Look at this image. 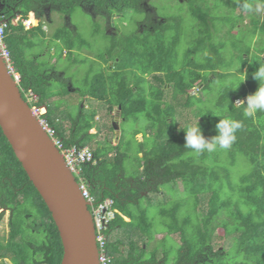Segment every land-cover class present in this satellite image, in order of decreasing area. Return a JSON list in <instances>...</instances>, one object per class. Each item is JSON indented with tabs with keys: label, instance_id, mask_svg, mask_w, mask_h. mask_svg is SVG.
<instances>
[{
	"label": "trees",
	"instance_id": "1",
	"mask_svg": "<svg viewBox=\"0 0 264 264\" xmlns=\"http://www.w3.org/2000/svg\"><path fill=\"white\" fill-rule=\"evenodd\" d=\"M170 2L176 11L152 0H1V14L9 21L5 41L21 75L20 88L25 97L30 91L38 95L31 106L42 107L65 145L95 146L96 162L85 164L83 175L98 201L110 197L118 209L106 230L111 264H264V113L246 117L243 105L235 107L237 101L246 104L259 87L253 73L264 65V12L259 9L264 0H249L259 9L254 12L244 11L242 0ZM78 7L99 17L89 37L72 22ZM46 12L65 16L54 33L45 28ZM134 14L141 16L135 25L127 24ZM98 40L105 51L93 56ZM45 50L48 59L42 61ZM64 57L94 65L95 57L103 61L98 71L90 67L85 89H77L81 97L108 103L110 112L118 107L125 122L146 114L153 140L139 142L138 175L127 166L132 144L124 129L117 144L103 146L97 141L102 129L87 119L86 107L77 117L55 110L54 99L69 93L67 87L50 89L54 80L70 84L57 71ZM241 77L247 78L239 86ZM179 108L196 109V124L208 138L217 134L221 119L238 120L242 127L230 149L196 155L184 147ZM179 183L183 195L161 206L169 221L158 238L163 244L153 247L157 236L149 207L154 194L167 184L179 191ZM15 205L9 241L0 240V257L9 256L15 264H62L64 246L52 212L0 125V206ZM170 236L180 239L173 263L177 242L169 248Z\"/></svg>",
	"mask_w": 264,
	"mask_h": 264
},
{
	"label": "water",
	"instance_id": "2",
	"mask_svg": "<svg viewBox=\"0 0 264 264\" xmlns=\"http://www.w3.org/2000/svg\"><path fill=\"white\" fill-rule=\"evenodd\" d=\"M0 125L16 156L52 212L62 264H99L89 203L66 161L43 129L0 53ZM118 129L119 125L115 122Z\"/></svg>",
	"mask_w": 264,
	"mask_h": 264
},
{
	"label": "rangeland",
	"instance_id": "3",
	"mask_svg": "<svg viewBox=\"0 0 264 264\" xmlns=\"http://www.w3.org/2000/svg\"><path fill=\"white\" fill-rule=\"evenodd\" d=\"M152 1L160 2L159 8L161 9L165 8L164 10H168V11L169 10L171 11L173 9V6L171 5L172 3L170 2V0H152ZM176 1L179 4H181V6L184 5V3H182L184 0H176ZM259 9L262 10V13L264 12L263 6H259ZM177 11L179 12V10ZM131 13H134V12L131 11ZM140 16L141 14H134L133 18L131 16H128L131 18V20L130 21L126 20V23L130 25H135L134 19L139 18ZM185 17L186 19H188L189 22L191 21V18H189V15L186 14ZM96 19H99V17L94 18L90 14L89 15L85 14L83 13L81 7H78L76 9L74 17L72 18V22L81 24L82 31L86 33L87 37H89V31L92 28L93 24L96 23ZM44 20H46V23H47L45 25V28L49 31V33L51 32L54 33L58 27L63 25L65 16H60L56 12H49V13L46 12L44 16ZM93 45L95 46L94 47L95 51L97 50V52H95L93 56L95 54H98V52L105 51V46L103 44V41L98 40ZM57 50L59 49H57L56 47V51ZM53 52L54 51L52 50V53ZM44 55H48V50H45V54H43L42 57L41 56L39 57L42 61H45L48 59ZM56 55H59V54L57 53ZM82 56H84V53L82 54ZM95 60L97 61L95 62V65L92 64L89 60L84 61V62L75 63V62H71L70 60H68V58H65V57L61 58L59 62H57V65H56L57 71L61 75L63 74L65 78H68L70 80V84L69 85L66 84L64 80H56V81L54 80L52 82V85L50 87L52 91H57L62 88L64 89L65 87H67V89L69 90L68 95H59L54 99V102H53L54 108L60 116L62 115L64 110H67L72 113L73 117H77V113L81 110L82 106L86 107L85 113L87 115V119H89L92 122V124L95 125L97 131L99 130V127H101L102 129V132L97 136V141H100L103 146L110 145L109 144L110 141H113L115 135L117 136L119 128L118 129L116 128L115 126V122H116L119 125L122 132H123V129L125 130V136L127 137L126 140L130 141L132 144L131 159L127 162L128 163L127 166L130 167L129 171H131L133 175L136 176L138 175L139 172L137 170L138 162L135 156L137 155L136 151L140 147L139 142L143 140L144 138L146 142L148 143V145H151L152 140H153L152 138L153 134H150L151 132L147 131L150 125V121L146 117L145 113H140L137 119L130 118L129 120H127V122H125L124 120L122 121L119 115L118 107L115 106L113 108L114 110L110 112L108 108L109 106L108 103L104 101L95 100L89 96L85 98L83 96L81 97L80 91H77V89L78 90H80L81 88L82 90L85 89L84 78L87 72L89 71L90 67L91 68L93 67L94 71H98L101 69V64L103 63V61L99 60L97 57H95ZM51 62L52 63L56 62L55 58H52ZM110 64H113V61H111ZM195 111L196 109L194 108L192 110L179 108V112H178L180 115L179 124L182 126V127H179L180 129L184 127L183 125L187 121H190L195 124L198 122V117L196 116ZM65 124L66 126L70 125L68 121L67 122L65 121ZM136 130L142 132V136H143L142 139H139V137L141 138V136H136V138L134 137V132ZM144 135L146 136V138L144 137ZM88 144H89L88 146L91 149L95 148L92 142H89ZM178 189L179 191L173 190L171 188V184H167L163 186L162 193L154 194V199L152 201L153 204L149 207V217L151 218L153 222L152 232L153 234H156L157 236V238H155L151 242L153 247L160 246L161 245L160 243L163 244V242L159 240L158 238H161L165 234L166 226L164 224V221L166 222L169 221L168 218H164L163 215L161 214V210H160L161 206L163 205L165 207H169L172 204V200L176 199L177 196L181 197L183 195V192L180 191V189H182V183L178 184ZM166 193L167 195L165 196V200H164L163 195H165ZM159 198L161 200L163 198L165 202L157 201ZM144 201L145 200H143L141 203H143ZM1 210L2 209H0V212ZM32 213L34 214L35 211L32 210ZM182 213L183 215H185L187 211L183 210ZM8 216L9 215L6 214L4 216L3 221H1L0 223V231L2 230V233H4V230H6V228H8L7 226ZM172 239H175L176 241H173ZM167 241H168L167 246L169 248H171L172 245H174L177 242L174 246L175 249L171 251V263H173L177 255V248L179 247L180 239H178V236H174V237L170 236L168 237ZM219 244H221V240H218V245ZM162 248L160 249L159 254H158L159 258H162L163 256L164 249L162 250Z\"/></svg>",
	"mask_w": 264,
	"mask_h": 264
},
{
	"label": "built area",
	"instance_id": "4",
	"mask_svg": "<svg viewBox=\"0 0 264 264\" xmlns=\"http://www.w3.org/2000/svg\"><path fill=\"white\" fill-rule=\"evenodd\" d=\"M17 20H14V22ZM27 27L31 26V21H25ZM9 21L1 14V0H0V53L4 58L7 68L13 75L17 84L21 81V75L17 71L11 59L10 50L6 44L5 38ZM20 85V84H19ZM27 101L30 103L38 102V95L30 91L26 96ZM34 114L37 116L39 123L49 135L52 142L62 153L66 164L73 172L79 182L82 195L89 203V207L95 223L96 240L98 244L99 264H111V259L108 255V236L106 230L109 227L110 221L115 217L118 209L114 206L112 198H105L103 201H98L90 192L89 185L83 175V166L87 163L96 162L94 154L89 146L72 145L67 146L64 144L63 138L60 136L59 131L55 128L49 120L43 116V109L40 106H32Z\"/></svg>",
	"mask_w": 264,
	"mask_h": 264
},
{
	"label": "clouds",
	"instance_id": "5",
	"mask_svg": "<svg viewBox=\"0 0 264 264\" xmlns=\"http://www.w3.org/2000/svg\"><path fill=\"white\" fill-rule=\"evenodd\" d=\"M240 7L247 12L259 11L258 8H255L254 5L249 2V0H242ZM253 76L259 81L258 89L254 94H250L247 97L246 104L242 100L235 103V107L243 105L244 115L252 118H254L257 113H264V65H260L258 70L253 73ZM246 78L247 77L240 78L239 86L246 80ZM236 88L238 87L233 89ZM241 127L242 123L238 120L221 119L216 124L217 134L208 138L203 134L200 123L189 124L186 127H183V129L186 130L184 147L191 149L196 155L205 152L212 153L218 149L226 151L230 149L235 142L236 133Z\"/></svg>",
	"mask_w": 264,
	"mask_h": 264
},
{
	"label": "flooded vegetation",
	"instance_id": "6",
	"mask_svg": "<svg viewBox=\"0 0 264 264\" xmlns=\"http://www.w3.org/2000/svg\"><path fill=\"white\" fill-rule=\"evenodd\" d=\"M115 17V16H114ZM18 203H20V201H18ZM20 205H21V203H20ZM14 207H17L16 205L15 206H13V208L12 207H10V206H5V207H2V206H0V209H2L1 210V212H0V223H1V221H3V219H4V216L6 215V214H8L9 216H8V221H7V226H8V228H6V230H4V233H2V230L0 231V240L2 241V242H8L9 241V237H10V235H9V231H10V229H11V225H10V222H11V219L14 217ZM39 221H40V217H39ZM41 222V221H40ZM41 225V224H40ZM23 227V226H22ZM45 234L46 233H43V232H40V235H41V237L43 238V237H45ZM16 238V237H15ZM17 241V240H16ZM20 242H22L23 243V235H22V237H21V240H20ZM9 261V262H8ZM7 264V263H9V264H15V262L12 260V258L11 257H9V256H6V257H0V264ZM40 264H46V263H44V262H42V263H40Z\"/></svg>",
	"mask_w": 264,
	"mask_h": 264
},
{
	"label": "crops",
	"instance_id": "7",
	"mask_svg": "<svg viewBox=\"0 0 264 264\" xmlns=\"http://www.w3.org/2000/svg\"><path fill=\"white\" fill-rule=\"evenodd\" d=\"M121 134H122V131H121L120 127H119L118 134H117V136L116 135L114 136V139L112 141L113 144H117L118 143V140H119ZM137 136H141V138L139 137V139H142V137H143L142 133H139ZM140 155H141V153H140Z\"/></svg>",
	"mask_w": 264,
	"mask_h": 264
}]
</instances>
